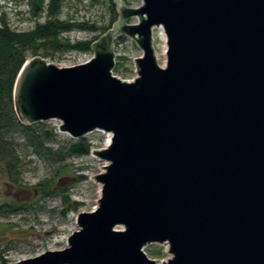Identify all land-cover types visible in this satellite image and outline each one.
Returning a JSON list of instances; mask_svg holds the SVG:
<instances>
[{
	"label": "water",
	"instance_id": "water-1",
	"mask_svg": "<svg viewBox=\"0 0 264 264\" xmlns=\"http://www.w3.org/2000/svg\"><path fill=\"white\" fill-rule=\"evenodd\" d=\"M113 1L90 59L33 56L15 80L22 125L111 138L91 151L106 164L92 176L100 197L67 246L11 264H264V0ZM121 36L141 51L131 80L112 73ZM152 244L169 257L150 259Z\"/></svg>",
	"mask_w": 264,
	"mask_h": 264
},
{
	"label": "rangeland",
	"instance_id": "rangeland-1",
	"mask_svg": "<svg viewBox=\"0 0 264 264\" xmlns=\"http://www.w3.org/2000/svg\"><path fill=\"white\" fill-rule=\"evenodd\" d=\"M121 1L131 8L139 7L142 3V0ZM112 6L116 12V2L113 0L65 2L60 11V21L87 23L98 28L95 32L74 30L66 36L70 43L92 41L110 29L117 19V14L113 18L111 13ZM28 9V0H7L5 7L0 10V16L5 17L11 30L31 31L36 25L42 24L46 16L43 10L38 17H34ZM128 22L134 24L137 19L132 18ZM157 34L158 30L154 29L153 47L156 58H160L157 63L162 67L165 59L160 55L165 44ZM114 53L113 75L121 80L133 79L136 75L134 61L141 55L135 42L126 36L119 37L114 43ZM33 56H42L47 62L60 67H69L90 59L92 52L39 49L35 53L28 52L27 59ZM59 124V121L48 120L31 125L39 133L51 131L52 137L45 141L44 146L50 147L54 153L78 140L60 132ZM12 138L16 164L9 169L0 162V264H11L46 251L64 249V238L78 229L77 214L97 207L100 189L92 176L102 172L101 166L106 165L92 153L83 157L63 154L62 158H58L54 154L43 158L33 152L19 132L14 133ZM79 139L87 141L92 151L104 148L109 138L107 134L95 131ZM74 203H77L76 207ZM144 252L156 262L169 257L164 245H147Z\"/></svg>",
	"mask_w": 264,
	"mask_h": 264
},
{
	"label": "trees",
	"instance_id": "trees-1",
	"mask_svg": "<svg viewBox=\"0 0 264 264\" xmlns=\"http://www.w3.org/2000/svg\"><path fill=\"white\" fill-rule=\"evenodd\" d=\"M0 1L7 3V0ZM68 1L28 0L29 14L38 17L40 12L44 10L46 16L45 21L36 25L31 31L16 32L11 30L6 24L5 17L0 16V162L6 168L12 169L16 164L17 158L12 151L14 149L12 137L16 132L21 134L35 154L43 158L54 156V154L58 158H62L63 154L83 157L91 153V145L83 139L71 142L63 150L52 152L50 147L44 146L45 141L50 140L52 137L51 131L39 133L31 125H22L14 110V84L22 65L27 59L28 52L35 53L39 49L90 52L91 45L98 39L96 37L92 41L70 43L66 36L74 30L95 32L98 28L87 23H70V20L60 21V11L64 8V3ZM1 8L0 5V10ZM110 10L114 18L115 8L112 6ZM61 36L65 37L62 38ZM76 205L77 203H74V207Z\"/></svg>",
	"mask_w": 264,
	"mask_h": 264
},
{
	"label": "bare ground",
	"instance_id": "bare-ground-1",
	"mask_svg": "<svg viewBox=\"0 0 264 264\" xmlns=\"http://www.w3.org/2000/svg\"><path fill=\"white\" fill-rule=\"evenodd\" d=\"M157 30H158V38L160 39V41L163 43V44H165V34H164V31H163V29L162 28H156ZM165 50H166V46L165 45H163V49H162V52H161V57H162V59L164 60V59H166V54H165ZM157 60H160V58H159V56H157ZM108 142L106 143V145L109 143V141H110V138L107 140ZM98 187H99V189H100V185H98ZM98 189V190H99ZM94 210V209H93ZM65 239H66V244H65ZM67 239L68 238H64V245H66L67 246ZM54 244V243H53ZM52 244V245H53Z\"/></svg>",
	"mask_w": 264,
	"mask_h": 264
},
{
	"label": "built area",
	"instance_id": "built-area-1",
	"mask_svg": "<svg viewBox=\"0 0 264 264\" xmlns=\"http://www.w3.org/2000/svg\"><path fill=\"white\" fill-rule=\"evenodd\" d=\"M0 5L2 6V8L5 7V3H4L3 1H0ZM2 8H1V9H2ZM87 60H88V59H87ZM87 60H86V61H87ZM86 61H84V62H86ZM84 62H82V63H84ZM79 64H81V63H79ZM72 66H74V65H72ZM69 67H70V66H69ZM107 135H108V134H107ZM108 138H111L110 135H108Z\"/></svg>",
	"mask_w": 264,
	"mask_h": 264
},
{
	"label": "flooded vegetation",
	"instance_id": "flooded-vegetation-1",
	"mask_svg": "<svg viewBox=\"0 0 264 264\" xmlns=\"http://www.w3.org/2000/svg\"><path fill=\"white\" fill-rule=\"evenodd\" d=\"M99 38V37H98Z\"/></svg>",
	"mask_w": 264,
	"mask_h": 264
}]
</instances>
